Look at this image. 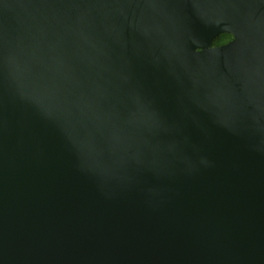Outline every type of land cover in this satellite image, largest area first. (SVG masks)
<instances>
[{
  "label": "water",
  "instance_id": "obj_1",
  "mask_svg": "<svg viewBox=\"0 0 264 264\" xmlns=\"http://www.w3.org/2000/svg\"><path fill=\"white\" fill-rule=\"evenodd\" d=\"M263 6L0 0V264H264Z\"/></svg>",
  "mask_w": 264,
  "mask_h": 264
},
{
  "label": "flooded vegetation",
  "instance_id": "obj_2",
  "mask_svg": "<svg viewBox=\"0 0 264 264\" xmlns=\"http://www.w3.org/2000/svg\"><path fill=\"white\" fill-rule=\"evenodd\" d=\"M263 13H264V6H263ZM233 38H234V34L231 31H223L213 35L209 39V44L212 47L223 46L229 43Z\"/></svg>",
  "mask_w": 264,
  "mask_h": 264
}]
</instances>
